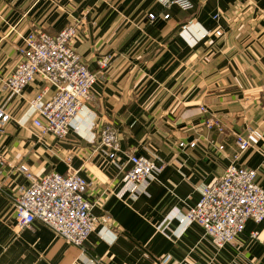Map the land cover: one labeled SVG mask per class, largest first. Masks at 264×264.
<instances>
[{"label":"crops","instance_id":"1","mask_svg":"<svg viewBox=\"0 0 264 264\" xmlns=\"http://www.w3.org/2000/svg\"><path fill=\"white\" fill-rule=\"evenodd\" d=\"M188 1L191 9L180 11L165 0H0V110L9 117L0 128V264H160L166 254L165 264H264V220H247L216 249L182 218L232 162L253 169L264 193V0ZM66 26L71 48L97 77L91 101L56 139L32 126L27 106L50 87L35 78L15 96L3 82L23 37ZM102 58L109 62L100 72ZM208 115L222 135L205 124ZM106 122L122 151L114 161L94 150ZM234 135L248 141L244 152ZM123 153L154 158L162 169L124 191ZM20 166L36 178L71 168L89 183L93 230L82 246L37 220L14 228L11 195L27 185Z\"/></svg>","mask_w":264,"mask_h":264},{"label":"built area","instance_id":"2","mask_svg":"<svg viewBox=\"0 0 264 264\" xmlns=\"http://www.w3.org/2000/svg\"><path fill=\"white\" fill-rule=\"evenodd\" d=\"M180 11H188L192 5L188 0H165ZM152 20V14L147 15ZM167 15L163 16L166 19ZM185 26L182 27V29ZM219 35V32H215ZM74 36L72 27H65L54 35L32 31L22 38L23 46L18 51V63L10 76L3 82V89L18 95L33 79L45 82L51 93L41 91L28 102L33 113L32 126L40 135H51L63 139L78 111L91 101V87L97 75L89 72L80 57L73 51L70 41ZM109 59L96 61L98 71H104ZM99 73V72H98ZM8 117L0 110V127ZM220 131L216 123H213ZM235 144L240 152L248 147V141L236 137ZM178 147L184 146L182 143ZM193 146V144H190ZM94 149L113 161L122 153L113 127L101 125ZM221 149V147H218ZM128 167L124 170L123 190L134 191L144 186L161 171L154 158L123 153ZM70 158V157H68ZM27 180L11 195L13 226L27 227L37 220L51 229L65 242L80 247L93 230L92 204L85 200L89 183L78 170L69 168L67 174L50 172L40 178L27 173L23 166L18 168ZM194 222L202 234L210 239L216 249L233 242L243 231L245 222L259 224L264 220V193L257 184L255 171L229 165L211 184L198 190V199L182 217ZM249 235L255 238L256 230ZM170 256L160 260L165 264Z\"/></svg>","mask_w":264,"mask_h":264},{"label":"rangeland","instance_id":"3","mask_svg":"<svg viewBox=\"0 0 264 264\" xmlns=\"http://www.w3.org/2000/svg\"><path fill=\"white\" fill-rule=\"evenodd\" d=\"M167 5H168V4H166V6H167ZM166 6H165V7H166ZM168 6H173V5H168ZM148 15H149V14H148ZM152 15H153V14H152ZM153 16H154V15H153ZM163 16H164V15H163ZM163 16H162V19H163ZM167 18H168V15H167ZM167 18H166V19H167ZM146 19L148 20L147 16H146ZM153 19H154V18H153ZM153 19H152V20H153ZM164 20H165V19H164ZM184 25H187V23L184 24ZM184 25H182L180 29H182V27H183ZM66 27H69V26H66ZM64 28H65V27H64ZM62 29H63V28H62ZM62 29H61V30H62ZM47 34H48V33H47ZM214 34H215V33H214ZM49 35H50V34H49ZM53 35H54V34H53ZM216 36H218V35H216ZM23 38H24V37H23ZM17 54H18V51H17ZM77 55H78V54H77ZM78 56H79V55H78ZM79 57H80V56H79ZM80 59H81V58H80ZM99 60H100V59H99ZM96 67H97V66H96ZM89 72H90V71H89ZM11 73H12V72H11ZM11 73H10V74H11ZM10 74H9V76H10ZM9 76H8V77H9ZM8 77H7V78H8ZM7 78H6V79H7ZM6 79H5V80H6ZM5 80H4V81H5ZM41 81H42V80H41ZM95 81H96V80H95ZM44 83H45V82H44ZM45 84H46V83H45ZM27 85H28V84H27ZM27 85H26V86H27ZM26 86H25V87H26ZM92 86H93V85H92ZM25 87H24V88H25ZM24 88H23V89H24ZM91 88H92V87H91ZM23 89L21 90V92H20L18 95H16V94H12V93H11V94H12V95H15V96H20L21 93H22V91H23ZM50 89H51V88H50ZM29 101H30V99L27 101V106H28V102H29ZM28 107H29V106H28ZM1 111H2V110H1ZM198 111H199V113H200L201 115H205V114H207V111H206V109H204V108H200ZM3 113H4V112H3ZM6 116H7V115H6ZM7 117H8V116H7ZM8 119H9V117H8ZM7 121H8V120H7ZM7 121H6V122H7ZM6 122H5V123H6ZM5 123H4V124H5ZM213 123H216V124H217V126H218L219 129H220V131L215 127V125H213ZM4 124H3V125H4ZM205 124H206L207 126H209V127H213V128H215V129H216V132H217L218 134H221V135L223 134V130H222L220 124L218 123V119L212 117L211 115H208V117H207V121L205 122ZM3 125H2V126H3ZM2 126H1V127H2ZM1 127H0V128H1ZM69 128H70V126H69ZM69 128H68V129H69ZM67 132H68V131H67ZM66 135H67V134H66ZM50 136H51V135H50ZM52 137H53V136H52ZM236 137H240V136H239V135H234V144H235V139H236ZM241 138H242V137H241ZM180 143H181V142H180ZM182 144H183V143H182ZM190 144H193V146H190ZM194 144H195L194 142H190V143H188L187 145L184 144V146H182L181 148L178 147V145H177V147L180 148V149H183V148H186V147H188V148H193V147H194ZM235 146H236V144H235ZM218 147H221V149H218ZM236 148H237V146H236ZM247 148H248V147H247ZM216 149L220 151V150H222V146H221V145H218V146H216ZM94 150H95V149H94ZM237 151H238V153H242V152H244L245 150L242 151V152H240V151L238 150V148H237ZM109 161H110V160H109ZM113 161H114V160H113ZM232 164L235 165V166H238V165L235 164V162H232V163H230L229 165H232ZM229 165H228V166H229ZM228 166H227V167H228ZM227 167H226V168H227ZM238 167H244V166H238ZM226 168H225V169H226ZM244 168H247V167H244ZM161 169H162V165H161ZM225 169H224V170H225ZM248 169H250V168H248ZM224 170H223V171H224ZM252 170H253V169H252ZM255 174H256V173H255ZM123 176H124V173H123ZM219 176H220V175H219ZM219 176H218V177H219ZM122 181H123V180H122ZM12 220H13V219H12ZM262 221H263V220H262ZM12 223H13V221H12ZM256 236H257V235H256ZM263 244H264V243H263Z\"/></svg>","mask_w":264,"mask_h":264}]
</instances>
